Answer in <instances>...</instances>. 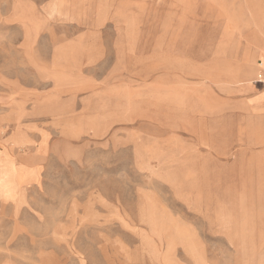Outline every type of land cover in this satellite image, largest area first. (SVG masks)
<instances>
[{
    "label": "rangeland",
    "instance_id": "374dc122",
    "mask_svg": "<svg viewBox=\"0 0 264 264\" xmlns=\"http://www.w3.org/2000/svg\"><path fill=\"white\" fill-rule=\"evenodd\" d=\"M263 60L264 0H0V264H264Z\"/></svg>",
    "mask_w": 264,
    "mask_h": 264
},
{
    "label": "crops",
    "instance_id": "0c3cea01",
    "mask_svg": "<svg viewBox=\"0 0 264 264\" xmlns=\"http://www.w3.org/2000/svg\"><path fill=\"white\" fill-rule=\"evenodd\" d=\"M258 84L255 80L253 82L250 83V85H245V86H242L240 88V90H238L239 92L236 94L237 96H240L242 98H250L252 96H254L259 90H262V89H259L258 87ZM235 96V95H234ZM264 102V101H263Z\"/></svg>",
    "mask_w": 264,
    "mask_h": 264
},
{
    "label": "built area",
    "instance_id": "2783aa9c",
    "mask_svg": "<svg viewBox=\"0 0 264 264\" xmlns=\"http://www.w3.org/2000/svg\"><path fill=\"white\" fill-rule=\"evenodd\" d=\"M255 81L259 84L264 85V68H261L256 75Z\"/></svg>",
    "mask_w": 264,
    "mask_h": 264
},
{
    "label": "bare ground",
    "instance_id": "6f19581e",
    "mask_svg": "<svg viewBox=\"0 0 264 264\" xmlns=\"http://www.w3.org/2000/svg\"><path fill=\"white\" fill-rule=\"evenodd\" d=\"M256 63H253V65H251L250 67H254ZM260 66L263 68L264 67V60L262 61V63H259ZM261 69V68H260ZM12 135V134H11ZM14 136L12 137V140L16 141V138L18 137L19 133L17 134V132L15 134H13Z\"/></svg>",
    "mask_w": 264,
    "mask_h": 264
}]
</instances>
